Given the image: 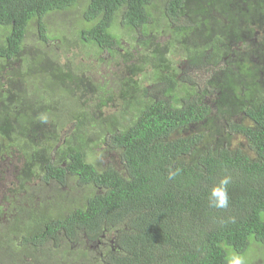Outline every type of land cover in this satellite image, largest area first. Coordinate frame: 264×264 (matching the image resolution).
Returning <instances> with one entry per match:
<instances>
[{"label": "trees", "instance_id": "1", "mask_svg": "<svg viewBox=\"0 0 264 264\" xmlns=\"http://www.w3.org/2000/svg\"><path fill=\"white\" fill-rule=\"evenodd\" d=\"M200 18L215 31L203 52ZM261 24L264 0H0V74H16L0 78V162L26 156L0 180V264L245 263L264 246V86L223 34Z\"/></svg>", "mask_w": 264, "mask_h": 264}, {"label": "flooded vegetation", "instance_id": "2", "mask_svg": "<svg viewBox=\"0 0 264 264\" xmlns=\"http://www.w3.org/2000/svg\"><path fill=\"white\" fill-rule=\"evenodd\" d=\"M223 18L224 17L222 15L217 14V17L214 20L223 19ZM224 23L226 25H228L227 20H225ZM253 26H255V25H253ZM197 30H198V32H197L198 35H196V36L198 37L197 40L199 41V45L196 46L193 43H192V45L197 47V49H201V51L203 52L204 48H205L204 46L211 43L212 38L214 37V34H215L214 26L212 25V22H210V20H208V18L207 19H201L200 18ZM226 31L229 32L228 30H226ZM248 33L249 32H247V31L242 33L241 34V37H242L241 40H238L237 36L234 35L232 32H230V34L223 33L224 35H227L230 38V40H228L226 42L227 48H226V45H225V48H226V50H228L230 52V54L232 56V61H234L236 59V55H235V53H233L234 51H236V50L243 51V52L246 51L247 55H249V61L251 63H254L253 64L255 66L254 69H256L258 67V69H257V74L259 75V79L257 80L258 86L263 87L264 86V56H261V52L264 51V45H261L259 42L257 44V41H258V38H260L261 40H264V25L261 24L255 28V33H254L255 37L254 38H250ZM240 48H242V50ZM169 52H170V50H169ZM11 68H15V66L14 65H7V68L0 74V78H2L1 77L2 74L7 75V76L16 75L15 72H13L14 70H12ZM185 68H186L187 73L197 71V70L195 71L194 68L189 67V66H186ZM185 68H182L181 72H179L176 75L177 78L182 79L183 72H185ZM235 70H236V68H235ZM212 71H213V68H212ZM197 72H199V71H197ZM199 74H200V72H199ZM184 81L185 80H183V82ZM14 87H16V85H14ZM242 90H243V92H248L249 88L248 89L243 88ZM2 93H4L5 99H7L11 93V85L10 86H3ZM216 94H218V92H216V91L211 93L212 98L207 97L204 102H206L207 104H211L212 107H214V103L212 102V99L214 97H216ZM10 99H12V97H10ZM12 108L13 109H23V104L21 102H19L18 104L13 105ZM67 135L68 134L65 133V127H63L61 130V134H60L61 144H59L55 148V150H52L53 151L52 152L53 157L59 155V154H57V152L61 149L62 145L66 142ZM11 148L13 150H20V151L27 150V146H25V145L12 146ZM41 152H42L41 146L36 145L35 148L34 149L32 148V150L29 152V155L34 157V159L37 158L42 163L43 155L41 154ZM25 157L21 158L20 160L22 162H24ZM7 159H8V161H7L8 163L4 162L1 165V162H0V180H3L4 182L8 183L9 181L14 180V178H15L14 174H18V172H20L23 168H21L20 160L18 161L15 154L8 155ZM10 170L12 173L11 174L12 177L6 178V176H4L3 174L5 172L10 171ZM2 177H3V179H1ZM42 181H43V183H41ZM36 183L40 188H43V190H44L43 192H41L42 196L47 195V193H49L50 187L56 185V181H53L52 179L48 180V178H45V177H40L39 179H36V182H34V184H36ZM4 193L5 192H1V189H0V197ZM23 195H24V193H21L19 196L23 197ZM0 200H1V198H0ZM86 244L90 250L98 251L101 249V247L103 245L102 236L97 240L87 239ZM98 254L101 257L100 260L102 261V252H99Z\"/></svg>", "mask_w": 264, "mask_h": 264}, {"label": "rangeland", "instance_id": "3", "mask_svg": "<svg viewBox=\"0 0 264 264\" xmlns=\"http://www.w3.org/2000/svg\"><path fill=\"white\" fill-rule=\"evenodd\" d=\"M57 22L59 21L60 17L57 16ZM57 22H56V25H57ZM70 30V29H69ZM36 33H37V30L35 28V25H32L29 30H28V33L26 35V40H25V45H26V48L25 51L26 53L29 52V47H31L32 45V42L36 36ZM69 57L71 56V54L68 52V51H64ZM62 52L61 50H57L56 51V55L58 57H60L61 59H64L67 55ZM105 74L106 72L103 71L102 69H100V71H98V75H96V78L97 79H101V74ZM197 73V72H196ZM99 76V77H98ZM106 76H108V80L111 81V75L109 72L106 73ZM65 109H62L59 111V114H58V117L60 119V122H64L68 119V115H67V110ZM11 170L8 171V172H5L3 175L6 176V178H9V177H12L11 176ZM246 262H253L252 264H264V246L263 245H257V244H254L253 245V250L252 252L249 254L248 258H246ZM243 263V264H245Z\"/></svg>", "mask_w": 264, "mask_h": 264}, {"label": "clouds", "instance_id": "4", "mask_svg": "<svg viewBox=\"0 0 264 264\" xmlns=\"http://www.w3.org/2000/svg\"><path fill=\"white\" fill-rule=\"evenodd\" d=\"M171 178V177H170ZM229 183V178H224L220 182V186L213 189V196L220 197L219 203L215 206L217 207H226L228 203L227 189L226 185ZM229 264H243V258L239 256L230 257Z\"/></svg>", "mask_w": 264, "mask_h": 264}]
</instances>
